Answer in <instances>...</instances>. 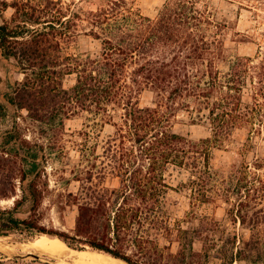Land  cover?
<instances>
[{"label": "trees", "instance_id": "obj_1", "mask_svg": "<svg viewBox=\"0 0 264 264\" xmlns=\"http://www.w3.org/2000/svg\"><path fill=\"white\" fill-rule=\"evenodd\" d=\"M219 1L166 0L155 17L127 0L85 14L53 13L57 1L24 7L0 1L1 14L17 11L0 23V62L24 75L0 95L6 104L41 122L61 117L63 125L80 113L90 128H112L103 139L104 166L75 176L81 185L69 193V206L78 210L70 230L47 226L41 215L49 186L45 146L22 139L16 127L0 133V203L13 200L0 206V237H59L74 250L128 264H264V198L233 209L224 205L232 202L231 189L217 186L238 179L247 198L264 191L258 173L264 169V46L255 56L231 53L230 23L219 19ZM82 21L89 26L79 33ZM81 34L101 49L65 53ZM70 75L76 80L67 88ZM146 91L154 94L150 105L141 104ZM7 109L0 104L3 116ZM180 113L205 123L210 136L195 141L176 132ZM242 132L243 160L214 169L212 149L229 148ZM254 149L263 154L248 161ZM173 171L183 176L176 187L169 182ZM172 190L188 192L181 216ZM230 214L249 237L230 228Z\"/></svg>", "mask_w": 264, "mask_h": 264}, {"label": "rangeland", "instance_id": "obj_2", "mask_svg": "<svg viewBox=\"0 0 264 264\" xmlns=\"http://www.w3.org/2000/svg\"><path fill=\"white\" fill-rule=\"evenodd\" d=\"M4 1V0H0ZM8 3H18L20 7L25 4L41 5L48 1H57L59 4L53 13L62 10L63 13L69 14L79 10L82 13L89 11H98L101 8L107 7L111 0H7ZM135 9L141 11L146 16L155 17L159 10L165 4L166 0H127ZM218 17L220 20L229 21L230 35L226 42L229 51L233 54L244 56H255L264 46V0H220L218 3ZM16 9L10 7L3 14L0 13V23L4 20L11 21L16 17ZM19 15V14H18ZM55 15V14H53ZM17 18V17H16ZM88 21H82L79 28L81 32L88 28ZM240 32L241 35L233 33ZM244 35L250 37L243 40ZM250 40V41H248ZM100 43L87 35L81 34L75 42L71 43V48L65 53H89L91 51H99ZM24 75L15 72L12 67L0 62V95L9 89V84L15 80L22 81ZM76 76L70 75L65 78V86L67 88L75 84ZM154 94L151 91H146L141 97L142 105L152 104ZM0 104L8 107L5 116L0 113V133L7 130L18 128L22 139L29 141L32 144L38 143L45 146L48 155V164L46 169V180L48 188L44 195V202L41 207V215L44 223L49 227L70 230L74 228L76 217L78 214L77 207L69 206V193H77L80 189V182L75 180L77 174L81 171H88L97 163L100 169L104 166L103 158V139L112 132L111 127L99 128L98 130L90 128L83 114L72 115L68 118L61 117L57 121L44 122L35 120L31 117L26 109H16L6 104L0 96ZM174 130L180 134L189 137L192 140L198 141L210 136V130L205 123L198 122L194 124L187 115L180 113L175 121ZM90 131L93 135L89 139L85 132ZM93 131L96 132L93 134ZM99 133L100 135H97ZM1 136V135H0ZM235 142L231 143L229 148L215 147L212 149L211 164L214 169H221L223 165H229L235 162H241L243 158L239 155L238 147L242 140L247 138V134L242 132L237 134ZM89 139V140H88ZM1 141V140H0ZM261 151L254 149L246 155V159L251 161L254 153ZM263 154V153H262ZM105 162V161H104ZM106 165V164H105ZM256 171V170H255ZM259 175L264 179V169L258 171ZM173 177H169V182L175 187L183 178L177 171H173ZM238 179L234 185H224L218 183L220 192L227 188L231 189L229 195L231 203L224 205L233 209H238L241 201H246L249 198L261 197L264 198V191L252 190L250 197L247 198L249 192L247 188L240 189L236 187ZM107 183L111 186H119L120 180L116 178H108ZM231 187V188H230ZM170 196L177 203L178 215H183L184 211L189 209V195L187 191H170ZM13 200H3L0 206H11ZM211 206H205V208ZM226 222L230 228L237 231L245 237L250 236V231L241 227L240 221L234 220V216L226 215ZM29 241L22 240L20 236L0 237V243H3L4 249H0V264H69L70 260L77 257L78 250L71 248V252L66 256H52L46 252L39 251L28 247ZM27 246V247H26ZM24 247V248H22ZM10 248V249H9ZM29 249V250H28ZM93 250H86L92 252ZM37 256H39L37 258Z\"/></svg>", "mask_w": 264, "mask_h": 264}, {"label": "bare ground", "instance_id": "obj_3", "mask_svg": "<svg viewBox=\"0 0 264 264\" xmlns=\"http://www.w3.org/2000/svg\"><path fill=\"white\" fill-rule=\"evenodd\" d=\"M2 244L3 243H0V249H4V245ZM25 245H27L32 249L46 252L52 256L62 257V256H66L68 253H74L71 252L72 251L71 248L59 237H52L49 235H41ZM77 253H78L77 257L74 256V258L70 260L69 264H128L123 260L114 258L102 252L80 251Z\"/></svg>", "mask_w": 264, "mask_h": 264}, {"label": "water", "instance_id": "obj_4", "mask_svg": "<svg viewBox=\"0 0 264 264\" xmlns=\"http://www.w3.org/2000/svg\"><path fill=\"white\" fill-rule=\"evenodd\" d=\"M79 251V250H78ZM39 256H37V258H38Z\"/></svg>", "mask_w": 264, "mask_h": 264}]
</instances>
